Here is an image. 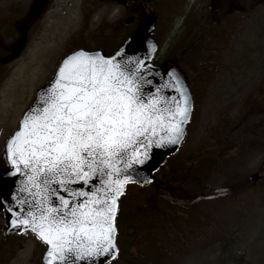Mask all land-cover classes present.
Returning a JSON list of instances; mask_svg holds the SVG:
<instances>
[{"label":"rangeland","instance_id":"374dc122","mask_svg":"<svg viewBox=\"0 0 264 264\" xmlns=\"http://www.w3.org/2000/svg\"><path fill=\"white\" fill-rule=\"evenodd\" d=\"M32 1L0 0L3 55L4 45L18 38L17 24ZM219 2H157V60L179 65L190 81L195 109L180 149L156 176L163 183L170 173L189 174L202 161L207 185L243 188L186 210L177 200L160 196L155 183H128L119 231L123 249L133 254L125 257L134 264H264V112L255 106L264 105V5ZM234 5L240 13L232 15V24H240L239 35L224 45L211 38L203 42L207 26L201 23L208 9ZM45 10L19 55L0 70V114L10 116L0 117V166L6 164L8 137L61 58L79 47L112 52L134 29L130 19L123 23V6L107 0H49ZM256 173L260 177L252 183ZM5 228L0 213V264H41L45 245L31 233L6 235Z\"/></svg>","mask_w":264,"mask_h":264},{"label":"snow or ice","instance_id":"6c2138e0","mask_svg":"<svg viewBox=\"0 0 264 264\" xmlns=\"http://www.w3.org/2000/svg\"><path fill=\"white\" fill-rule=\"evenodd\" d=\"M142 76L115 56L76 51L62 60L54 80L8 139L12 164L19 160L33 173L30 180L39 174L35 187L45 197H55L35 193L31 202H17L26 211L7 209L13 226L24 234L31 231L48 246L47 264H94L114 256L117 198L132 179V162L142 164L147 155L137 150L153 144L162 123L167 124L168 143L182 138L189 117L184 89L179 88L178 98L165 97L160 106V98L143 93ZM173 81V87L180 83L175 76ZM91 178L99 182L91 191L72 189L74 182Z\"/></svg>","mask_w":264,"mask_h":264},{"label":"water","instance_id":"95a60500","mask_svg":"<svg viewBox=\"0 0 264 264\" xmlns=\"http://www.w3.org/2000/svg\"><path fill=\"white\" fill-rule=\"evenodd\" d=\"M155 21H156L155 13L150 12L147 18L144 20L143 24L138 26L133 32H131L124 39V41L117 47V49L110 54H106L102 49L88 50L85 48H78L65 55L60 60L52 78L48 82L40 86L36 91L34 100L26 109V111L23 113L19 121V127L24 114L31 107H33L34 102L37 100L38 94L42 90L46 89L49 86L50 82L54 80L57 73V69L65 57L79 50H84L90 53H99L104 56H115L118 60H121L122 62H127V66L131 68L133 71L143 73L142 76L143 93L145 94L146 97L152 95L160 98L161 99L160 106H163V99L165 97H167L168 99L180 97L181 92L179 88L181 87L184 89L189 100V117L187 122L184 124L183 135L179 143L172 144L167 142L168 133L163 130L167 128V124L162 123L159 127H157L155 136L152 137L154 141L153 144L149 145L147 149L139 148L137 150V154L144 153L146 151L147 155L143 157L144 163L136 164L133 161L132 162L133 166L131 169H129L128 174L131 175L132 179L129 180L128 182L145 184L151 181H155L156 176L154 172L164 163L167 157H169L170 155L174 154L177 151L181 142L183 141L187 126L191 121L192 113L194 110V99L191 90L185 78L183 77L182 73L177 69L175 64L171 61H164L160 64H157L154 61L159 49L157 40L151 34L155 29ZM137 60L141 61V63L136 64ZM173 76L177 77L180 82L179 85L176 87H173L174 84ZM158 89L159 91H157ZM157 139H159V144L155 142ZM7 141L5 144V152L9 167L8 168L0 167V212H4L5 214L6 234L8 235L23 234L15 226L11 224V220L14 217L12 213H9L7 211V209L11 207L17 210L20 209H24L25 211L27 210L25 204L23 203L18 204L17 202L18 201L31 202L33 199V194L40 193V189L35 187V184L39 183V174H37L38 179L36 181L30 180L29 176L33 175V173L29 169H25L23 167V164L19 160L15 165L12 164L11 158L8 156L6 150ZM17 168L20 169L19 172L16 171ZM259 177L260 176L257 173L251 175L252 182H255ZM98 183L99 182L96 179L91 178L88 183L77 181L74 182L71 185V187L72 189H82L84 191H91L92 186ZM52 186L57 188L60 195H66V193L62 189H60L57 184H53ZM125 186H124V191H125ZM123 194L124 192L117 198V210L114 218L115 225H116V218L119 209L120 198L122 197ZM40 196L46 199L55 200V197H51V196L45 197L44 193H40ZM28 232L32 233L31 231ZM116 240H117V225H116V233H115V243L117 245ZM117 248L118 251L114 256L100 257L95 260L94 264H109L110 262H112L119 253L118 245ZM47 251H48V246L46 245V249L41 259L42 264H47V260L49 259L47 257ZM53 264H56L55 260H53ZM68 264H72V261L69 260ZM75 264H93V262L77 260L75 261Z\"/></svg>","mask_w":264,"mask_h":264},{"label":"flooded vegetation","instance_id":"af4514ba","mask_svg":"<svg viewBox=\"0 0 264 264\" xmlns=\"http://www.w3.org/2000/svg\"><path fill=\"white\" fill-rule=\"evenodd\" d=\"M49 0H33L32 4L30 6V9L28 13L25 15V17L22 18L20 21L21 23L17 24L19 27L20 34L18 38L15 41V45L11 44L8 48L5 50V54L0 56V70H2V66L5 64L10 63L19 55V51L21 47H24V45L27 42V33L30 28H32V25H34L37 21H39L43 13L46 11V7L48 5ZM108 3H118L123 6V13L127 16L123 20V23H126L125 21L130 19L131 24L133 25L134 29H136L138 26L142 25L144 20L147 18L148 14L150 12L155 13V19H156V26H157V2L158 0H107ZM215 2V1H214ZM240 13L238 7L236 5L229 6V7H210L205 15V17H202V20L204 23H201V27L207 26V33L206 35L202 33L203 35V42L208 40V38L213 39L214 41H223V45L226 44L228 41L232 40L230 37L234 34H237V36L240 33V24H236L235 22L232 24V15L233 14ZM196 20H194L195 22ZM196 21V25H198ZM204 30V28H203ZM209 34V37H208ZM227 39H224V38ZM236 37V36H235ZM186 76V75H185ZM187 78V77H186ZM188 80V79H187ZM189 85L190 81L188 80ZM255 106L259 109V111L263 112V106L262 103L258 102L255 104ZM194 114V113H193ZM193 119V118H192ZM121 210V208H120ZM120 212L117 217V225L119 229L120 225ZM120 231H118V243L120 245V259H131L130 257L126 258L125 256H132V252H127V249L122 247V240L120 239ZM137 250L140 251L141 249L137 247ZM123 255V256H122ZM137 256L136 254H134ZM134 259V258H133ZM142 260V258H140Z\"/></svg>","mask_w":264,"mask_h":264},{"label":"trees","instance_id":"16d2710c","mask_svg":"<svg viewBox=\"0 0 264 264\" xmlns=\"http://www.w3.org/2000/svg\"><path fill=\"white\" fill-rule=\"evenodd\" d=\"M233 0H221L219 2V5L228 4L230 5ZM254 5H264V0H254ZM222 7V6H220ZM9 45H4V49L8 48ZM2 52V51H1ZM263 97V96H262ZM263 106V112H264V105ZM217 162L219 160L217 159ZM201 165L198 169L190 171V173H186V171H179L174 174H171L167 176L168 180L165 182H159L157 181L155 183L156 191H158L159 195L164 197V199L167 202H172L174 200H177L179 202V205L186 208V210H190L192 208H195V205L203 200H211L213 198H221L225 195L224 192L230 191V193L236 194L241 188H235L231 185L223 186V187H212L210 185H207L205 174H204V164L201 161ZM181 169V168H179ZM178 169V170H179ZM173 170H177L174 168ZM184 170V169H182ZM188 171V170H187ZM189 172V171H188ZM172 180V184L169 185ZM251 182L248 181V187L251 186ZM175 186V187H172ZM234 191V192H233ZM126 264H134L133 261L127 259Z\"/></svg>","mask_w":264,"mask_h":264},{"label":"bare ground","instance_id":"6f19581e","mask_svg":"<svg viewBox=\"0 0 264 264\" xmlns=\"http://www.w3.org/2000/svg\"><path fill=\"white\" fill-rule=\"evenodd\" d=\"M1 97V96H0ZM8 114V115H7ZM7 114H0V117L3 116L5 120H8V118L10 117L9 116V113L7 112Z\"/></svg>","mask_w":264,"mask_h":264}]
</instances>
